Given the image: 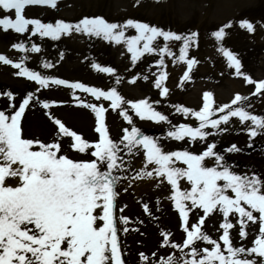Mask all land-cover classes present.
<instances>
[{
	"label": "snow or ice",
	"instance_id": "snow-or-ice-1",
	"mask_svg": "<svg viewBox=\"0 0 264 264\" xmlns=\"http://www.w3.org/2000/svg\"><path fill=\"white\" fill-rule=\"evenodd\" d=\"M57 3L58 0H0V29L17 34L30 30L32 36L39 35L52 41L75 32L113 43L123 42L131 53L133 64L145 53H153L159 47L158 38L162 37L164 46L159 47V66L164 64L165 55L172 54L168 46V42L172 41H182L179 60L189 70L196 63L193 59H186L189 48L195 43L196 33L178 35L131 19L123 24L107 22L100 17L83 18L77 23L57 20L52 24L25 18L28 6L41 5L55 9ZM239 26L248 32L254 31L253 25L247 21H242ZM227 27H231V24L213 33L218 42L225 35L224 28ZM127 29H135L136 35L126 37ZM141 43L142 47H137ZM13 47L22 53L41 51L35 45L26 49L22 43ZM220 51L227 59L228 67L241 76L240 60L223 48ZM23 60L20 57L21 62L14 63L0 54V63L17 69L16 74L34 82L38 90L66 85L69 89L90 93L97 100L109 101L113 110L120 109L119 115L123 120L133 125L128 111L122 107L128 102L122 100L115 89L100 91L82 83H66L63 79L50 78L29 71L23 66ZM52 66L49 63L43 65L44 68ZM91 67L101 73H113L112 68L99 67L96 63H92ZM188 77L189 71H185L184 79ZM243 78L246 83L255 84L253 95H264V81L254 82L246 75ZM164 80L165 74L161 73L154 82L161 97L169 92L162 83ZM33 100L34 93H28L18 108L13 105L11 112L0 111V264H125L118 234L120 226L127 224L128 220L122 216L118 219L115 214L116 188L128 171L124 167L125 154L141 161V170L134 179L159 180L161 184L166 182L170 186L171 201L179 214L185 236L182 244L173 243L168 233H162V246L178 253L190 249L179 256H157L156 264H264V178L255 174L234 173V166L227 163L224 155L214 151V143L207 144L201 154H193L187 149L166 152L158 138L143 134L135 126L130 131L123 129L122 138L118 142L113 141L105 123L106 109L89 103L81 102L79 106L94 114V131L98 134V142L85 141L51 112L46 115L56 126L57 135L53 142L24 138L22 118ZM247 100L248 97L236 94L230 104L214 106L212 95L205 93L203 105L198 111L177 106L178 113L194 117L198 123L196 127L180 124L168 131L167 138L177 142L187 139L189 143H206L209 136L222 135L227 131L221 125H229L232 118H238L248 130L250 140L264 135V117L251 114L245 107ZM42 107L49 109L51 106L44 103ZM130 107L141 120L167 122V117L155 111L146 100L131 103ZM217 112L221 115L213 118ZM63 138H70L74 150L90 154L93 159L90 162H74L60 154V141ZM249 147H252L251 143ZM225 151L237 153L242 150L232 145ZM208 159H212L215 166H207ZM10 179L13 181L11 184ZM180 181H186L190 190H181ZM190 208L200 209L205 215L218 210L223 215L225 219L220 224L223 234L219 237L223 247L201 230L203 219L199 223L189 222ZM143 211L150 214L147 204L143 206ZM120 212H123L122 208ZM254 213H258V217ZM230 214H238L241 218V238L246 237L247 222L256 223L258 219L259 235L252 246H233L229 229L234 225L228 222ZM123 230L128 231L127 228ZM196 242L212 247L200 251L194 246ZM140 259L143 264H149L143 254Z\"/></svg>",
	"mask_w": 264,
	"mask_h": 264
},
{
	"label": "rangeland",
	"instance_id": "rangeland-1",
	"mask_svg": "<svg viewBox=\"0 0 264 264\" xmlns=\"http://www.w3.org/2000/svg\"><path fill=\"white\" fill-rule=\"evenodd\" d=\"M261 6H264V0H171L165 7L160 0L159 2L157 0H139V3L137 0H59L55 9L37 8V10L26 12V17L52 24H55L57 20L77 23L83 18L93 19L97 17L103 18L107 22L123 24L131 19L178 35L190 36L192 33H196L195 43L189 48L186 56V59L196 61L191 70L183 61L177 59L182 41L168 42L172 54L163 57L164 64L162 66H159L161 59L159 47L164 46L162 37L158 38L157 41L159 47L151 54L145 53L135 64L131 60V53L127 51V46L123 42L113 43L101 38L79 35L75 32L70 36H62L60 40L55 41V51L57 55L63 58L60 70L66 66L76 69L75 77L72 78L85 86L101 84L110 91L118 89L119 93L117 94L122 97V100L128 102L122 105L123 109L128 111L138 128L161 127L167 129L177 121L174 127L170 129L174 130L180 124H186V119L189 122L198 123L194 117L178 113L177 106L198 111L203 105L205 93L212 95L214 106L230 104L236 94L248 97L247 104L253 102L255 105L248 107L245 103L246 109L251 114L259 116L264 102L256 103L253 101L255 100V95H253L255 84L246 83L243 77L246 75L254 82L264 81V31L262 30L264 29V15L262 18L260 17L259 9ZM242 21L252 24L254 31L248 32L247 29L241 28L239 25ZM228 24H231V27L224 28L225 35L218 42L213 33ZM30 28L31 26H29ZM134 35H136L135 29L126 30V37L130 38ZM6 38L9 40L7 44L3 43L4 37H0V53L14 55V47L10 41L14 40V36H6ZM17 40L24 44L26 49H30V46L24 42V38ZM198 40L201 46L197 53L194 47ZM137 47H142V43ZM221 48L229 51L240 60L241 76L236 75L235 69L228 67L227 59L220 51ZM20 57L24 58L23 66L29 71L37 72L43 65L42 60L38 57L29 60L20 52L18 62H21ZM92 63H96L99 67H110L113 69V73L98 72L91 67ZM185 71H189L187 79H184ZM161 73L165 74V80L162 83L169 89L165 97H161L160 90L154 86L155 80ZM118 80L119 82H117ZM21 81L22 77H19L15 71L0 65V90L9 92ZM95 88L106 91L104 87L98 85H95ZM63 92L59 102L65 105L68 100L65 91ZM92 100L95 102L93 104L95 106L106 103L105 100H97L93 96ZM140 100L148 101L155 111L167 117V122L160 124L155 121L141 120L135 116L130 105ZM85 112L87 115L81 111H76V109H70L65 112V115L73 121L80 117L85 127L92 130L94 114L89 109H85ZM217 114L218 112L214 116ZM106 117L105 123L110 132L115 131L123 120L122 116L115 112L107 114ZM68 122L71 123L69 120ZM76 123L84 127V125ZM226 126L227 128L233 127L232 129L229 128L230 132L246 129L240 124L238 118H232L229 126ZM233 134L231 133L230 137L232 145L239 146L250 141L249 138L244 137V133H241L242 139L236 144L237 138ZM155 138L160 140L166 152L189 149L191 144L187 139L177 142L164 135ZM207 144L208 142L205 145H200V147H206ZM206 162L211 164L210 161ZM128 165L132 171L127 173V179L116 189L118 195L115 214L118 219L122 216L128 220L127 224L120 226L121 230L118 236L120 237L121 248L124 253L132 255L131 251L133 246H137L136 241L138 240H135L134 237L139 238L144 233L143 227L137 230L140 219L145 227L146 238L154 231L153 237H151L153 239L143 253L157 254L160 258H164L170 255L173 250L170 247L162 246V233H168L173 243L182 244V239L185 236L179 222V214L171 201L170 186H166L165 182L161 184L159 180L134 179L138 170H141L139 158H130ZM255 175L259 176L260 174L255 172ZM154 182L158 183L154 184ZM9 183L11 184L13 181L10 179ZM158 184L159 190L152 189ZM180 186L181 189L182 187L190 188L186 181H180ZM145 204L148 205L150 214L143 211ZM121 208L123 212H120ZM254 215L258 217L259 214L254 213ZM188 216L190 223H199L203 219L201 230L210 239L221 243L223 247L219 237L223 234L220 224L224 222L225 218L218 210L205 215L200 209L190 208ZM240 219L238 214H230L228 217V222L234 225L232 229H229L230 240L235 247L247 248L253 245L254 239L259 235V221L257 219L255 227H249L251 221H248L245 228L246 237L241 238L239 236ZM133 226L135 227L134 230ZM123 228H127L128 231H122ZM198 247L202 251L205 247L210 249L212 245L201 243ZM133 255L135 259L136 256Z\"/></svg>",
	"mask_w": 264,
	"mask_h": 264
}]
</instances>
